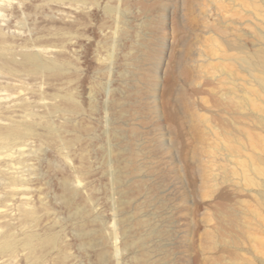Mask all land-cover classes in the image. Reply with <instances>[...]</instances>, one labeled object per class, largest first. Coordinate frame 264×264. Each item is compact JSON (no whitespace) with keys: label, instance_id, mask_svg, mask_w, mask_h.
<instances>
[{"label":"rangeland","instance_id":"obj_1","mask_svg":"<svg viewBox=\"0 0 264 264\" xmlns=\"http://www.w3.org/2000/svg\"><path fill=\"white\" fill-rule=\"evenodd\" d=\"M263 52L264 0H0V264H264Z\"/></svg>","mask_w":264,"mask_h":264},{"label":"bare ground","instance_id":"obj_2","mask_svg":"<svg viewBox=\"0 0 264 264\" xmlns=\"http://www.w3.org/2000/svg\"><path fill=\"white\" fill-rule=\"evenodd\" d=\"M26 62H27L28 65H30L36 71H40V70H42L45 67L44 63L41 61V59L39 58V56L37 54L28 55L26 57ZM261 66H262V69L264 70V52H263L262 58H261ZM261 80H262V82L264 84V76H263V78ZM18 132H19L18 129H15V128L12 129V133L15 134V133H18ZM207 177L208 176L203 175V179H204L205 183L209 182ZM230 217H232V216H230ZM225 218H227V217L225 216ZM231 221H233V218H232Z\"/></svg>","mask_w":264,"mask_h":264}]
</instances>
